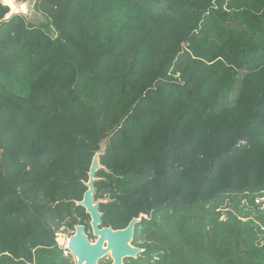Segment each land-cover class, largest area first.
Segmentation results:
<instances>
[{
  "label": "trees",
  "instance_id": "trees-1",
  "mask_svg": "<svg viewBox=\"0 0 264 264\" xmlns=\"http://www.w3.org/2000/svg\"><path fill=\"white\" fill-rule=\"evenodd\" d=\"M0 7V264H75L56 238L106 142L103 225L125 264H264V0ZM260 200L259 203H256Z\"/></svg>",
  "mask_w": 264,
  "mask_h": 264
},
{
  "label": "water",
  "instance_id": "water-1",
  "mask_svg": "<svg viewBox=\"0 0 264 264\" xmlns=\"http://www.w3.org/2000/svg\"><path fill=\"white\" fill-rule=\"evenodd\" d=\"M38 0H18L30 5L29 13L14 14L21 16L29 23H37L36 11ZM9 10V9H8ZM107 144L102 142L100 149L95 152L88 173V182L84 183L87 191L83 200L76 202L78 208L85 210L90 218V228L95 241L91 240L84 225L74 227L73 234L69 237L66 251L76 260V264H100L104 259L112 260V264H125L126 260H137L144 250L133 245L135 230L148 216L141 214L138 218L130 221L125 229L114 230L112 227L103 225V213L100 211L101 204H107L108 200L96 201V183L100 180L97 175L107 169L102 165L101 158L106 154Z\"/></svg>",
  "mask_w": 264,
  "mask_h": 264
},
{
  "label": "clouds",
  "instance_id": "clouds-1",
  "mask_svg": "<svg viewBox=\"0 0 264 264\" xmlns=\"http://www.w3.org/2000/svg\"><path fill=\"white\" fill-rule=\"evenodd\" d=\"M0 7L9 9L3 15L4 21L10 20L14 14H27L30 10L29 3L18 0H0Z\"/></svg>",
  "mask_w": 264,
  "mask_h": 264
},
{
  "label": "rangeland",
  "instance_id": "rangeland-1",
  "mask_svg": "<svg viewBox=\"0 0 264 264\" xmlns=\"http://www.w3.org/2000/svg\"><path fill=\"white\" fill-rule=\"evenodd\" d=\"M40 20H41V16H37V22H39ZM258 202H260V200H258ZM72 234H73V231L70 229H67L66 227H63L62 230L57 234L56 240L59 246L62 247V249L66 250L68 239ZM66 256L69 257L70 253L67 252ZM71 259L76 264V260L72 256H71ZM100 264H112V260L106 258Z\"/></svg>",
  "mask_w": 264,
  "mask_h": 264
},
{
  "label": "built area",
  "instance_id": "built-area-1",
  "mask_svg": "<svg viewBox=\"0 0 264 264\" xmlns=\"http://www.w3.org/2000/svg\"><path fill=\"white\" fill-rule=\"evenodd\" d=\"M256 202L259 203L258 200Z\"/></svg>",
  "mask_w": 264,
  "mask_h": 264
}]
</instances>
